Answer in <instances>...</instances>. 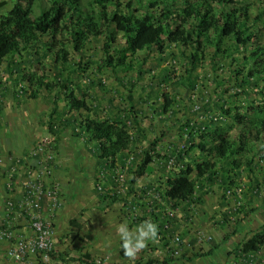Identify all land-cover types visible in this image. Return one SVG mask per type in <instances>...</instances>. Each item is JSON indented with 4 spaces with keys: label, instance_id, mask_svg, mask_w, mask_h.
<instances>
[{
    "label": "crops",
    "instance_id": "1",
    "mask_svg": "<svg viewBox=\"0 0 264 264\" xmlns=\"http://www.w3.org/2000/svg\"><path fill=\"white\" fill-rule=\"evenodd\" d=\"M104 37H93L88 42L87 52L91 54L89 60L94 59V49L90 46L100 44L103 48ZM187 50L170 44L160 51L153 45L134 54L131 70H125L123 66H103L92 75H85L84 90L88 92L90 111L70 110L64 93L59 89L61 98L56 105V89H41L39 97L28 99L16 92L15 84L8 86L5 94V83L0 81V225L4 223L5 227L10 226L17 236L31 234V214L21 208L20 199L25 195L28 184L40 174L48 187L58 181L65 198L55 213L48 211L54 229L55 249L52 258L56 259L50 264H89L61 260L59 255L67 257L65 250L70 248H73L71 257L89 252L98 264L250 263L252 256L250 253L248 256L242 255L241 249L238 250V256L244 261L235 260L233 248L236 249L237 244L242 247L255 233L261 232L264 225L253 226L255 221L249 219L247 223H242L236 218V222L233 217L234 220L226 215L228 201L231 205L234 198L224 197V178H239L235 175L236 169L230 165L228 167L227 160L219 161L214 169V181L202 178L195 192V201L176 202L167 196L168 179L179 175L182 168V162H179V170L168 172L167 159L187 145L191 138L189 124L204 120L202 102L210 98L209 90L200 87V84L194 85L195 79L200 78L202 73L192 75L190 71L184 72L189 64ZM173 58L177 59V64L170 63ZM7 75L1 72L0 78L9 79ZM191 78L193 87L187 82ZM12 81L10 79L9 84ZM197 102L201 104L200 110H194ZM95 114L100 119H121L128 124L131 143L117 153L113 161L98 159L94 143L88 141L87 135L79 130V122L87 115ZM73 118L76 125L74 130V122L72 126H64L66 119ZM45 137L51 138L56 154L54 171L48 174L40 171L39 157L32 154L34 145ZM200 141L194 140L195 143ZM146 153L153 158L151 169L132 182L138 164ZM205 158V154L195 147L185 161L194 165ZM111 163L128 180L122 192L119 185L108 176L110 170L107 167ZM103 176L107 179L104 178V189L100 190L98 183ZM113 187L119 190L118 199L110 201L101 198ZM198 197H201L200 200H197ZM9 198L14 201L11 209L4 206L5 200ZM48 201L46 197L43 198L46 215ZM173 203L177 204L179 210L176 217L171 219L170 228L165 229L168 211ZM147 219L158 224V238L150 241L135 260H130L123 255L116 229L125 221L130 228H134ZM259 220L264 224V220ZM232 223L236 225L230 227ZM71 229L77 236L75 240L67 236ZM175 233L182 236L180 257L172 254L170 246L169 237ZM207 235H211L212 239L207 240ZM243 235L245 240L237 243ZM71 241L75 247L70 244ZM81 243L83 245H79ZM7 246V242L0 243V264H39L34 255L21 263L9 261L5 254ZM258 256L264 261L263 250Z\"/></svg>",
    "mask_w": 264,
    "mask_h": 264
},
{
    "label": "trees",
    "instance_id": "2",
    "mask_svg": "<svg viewBox=\"0 0 264 264\" xmlns=\"http://www.w3.org/2000/svg\"><path fill=\"white\" fill-rule=\"evenodd\" d=\"M35 2L36 0H17L6 13L0 16V63L7 57H11L8 60L10 73L14 71L16 74L13 84L17 87L16 92L21 93L25 98L39 97L41 89L44 91L45 89L48 91L56 89L54 95L56 105L61 98L58 92L61 90L68 101L70 110L90 111L88 92L79 85L73 87L69 75H65L67 69L65 64L69 62L73 51L83 54L90 39L100 35H105L106 38L103 45L105 53L103 64L98 65L100 69L103 66L113 68L123 66L125 70H131L134 66L132 57L139 50L155 45L160 51H164L170 44L186 48V50L192 49L188 60L194 65L201 56L205 43H211L217 51L223 52L222 45L225 40L233 39L237 50L245 49L247 51L243 55L244 65L247 66L251 62L244 79H237L239 87L246 90L247 85H257L259 79H264V43L261 44L258 35H245L248 22L258 20L261 16L256 17L247 5L237 0H230L233 4L232 7L219 12L214 10L211 0H186L183 8H170L163 4L158 12L152 10L155 8L152 2L151 10L142 13L138 7H133L131 1L124 5L120 0H92L90 5L99 9V18L93 17L91 12L86 11L81 0H49V5L44 7L39 14H35ZM217 2L229 1L217 0ZM5 3L4 0H0V8ZM111 6H114L112 11H110ZM189 22L191 25L187 28L186 24ZM120 34L124 38V43L115 49L112 44L116 42V37ZM212 34L215 35L214 41L211 39ZM249 44L253 48L248 50ZM69 45H72L73 48L70 49ZM228 46L229 44L226 45L227 49ZM30 49H32V55L24 58L23 52ZM227 49L225 50L227 51ZM18 56H23V58L18 60ZM49 56H52L53 65L47 71V67H44L43 64L41 65L43 71L41 74L29 69L35 63H42ZM24 64L26 67H22ZM172 64H176V61ZM186 68L184 72H187ZM50 77L51 79H49ZM196 84L195 82L194 85ZM190 86L193 87V80ZM227 93V89L223 93L220 91L219 98L213 103L208 97L204 99L203 107H201L205 112L204 120L189 124L188 132L191 137L189 142L171 155L177 157L178 164L182 162V168L179 175L172 176L167 181V196L170 200L176 202L195 201L194 196L199 182L202 181V178L214 181L212 176L215 172L214 169L222 159L227 160L228 167L230 165L231 168H235V175L240 177L242 172L239 169L242 163L234 156L241 155L251 141L257 143L263 138L264 116H257V119L253 120L250 112L264 113V100L257 103L250 102L243 112L229 104L225 97ZM216 117L217 119H215ZM228 118L236 125H253L247 132L241 133L239 145L234 149L233 140L229 134L230 128L223 125ZM79 123L80 132L85 133L88 141L94 143L98 159L113 161L117 153L126 149L131 143L132 136L128 124L121 119H100L95 114L87 115ZM72 124L74 130L76 128L74 118L73 120L66 119L64 122V126H72ZM50 129L53 130L52 125H50ZM196 139L201 141L195 143ZM195 147L202 151L206 158L192 165L185 159ZM152 160V156L146 153L138 164L132 182L151 169ZM251 164L252 161L249 165L251 166ZM115 168L117 167L112 163L107 167L110 170L108 176L113 181L112 173ZM254 170L251 167L249 175ZM194 172L195 175L192 176ZM231 178L226 176L223 181L224 197L226 199L234 198L231 205L228 201L229 207L226 210V215L228 214L231 219L234 218L235 220H233L236 221L244 208L243 187L241 198H238L236 193L233 197H227L226 190L235 186L234 179ZM257 180L258 178L254 179L253 185L251 184L253 192L259 190ZM114 183L116 182L114 181ZM250 186L247 185L248 189ZM101 198L114 201L119 198V193L115 191L110 194L108 191ZM200 198L198 197L197 200ZM238 201L241 202L239 205H237ZM242 246L241 254L243 251L253 252L252 258L255 259L264 247V231L255 233ZM59 256L64 262L80 261L98 264L89 252L79 257Z\"/></svg>",
    "mask_w": 264,
    "mask_h": 264
},
{
    "label": "rangeland",
    "instance_id": "3",
    "mask_svg": "<svg viewBox=\"0 0 264 264\" xmlns=\"http://www.w3.org/2000/svg\"><path fill=\"white\" fill-rule=\"evenodd\" d=\"M6 3L0 8V16L4 13H6L16 2L17 0H4ZM92 0H81V4L83 8L86 11H89L92 13V16L95 18H99L100 14L98 12V8H94L92 5H90V2ZM124 3V5L131 1L133 3V7H138L140 9V12H145L148 10H151L152 8V2L155 5V8L152 9L153 11L156 10L157 12L161 10V8L164 5L169 6L170 8L174 7H184L186 0H120ZM194 1V0H190ZM229 2H217V0H211V5L214 8L216 12H219L225 8L232 7V3L230 0ZM242 4H245L248 6V8L251 9L253 14L257 16H261L258 20H252L248 22V27L246 28L245 35H258L259 40L262 43H264V0H237ZM49 5V0H36L35 2V14H39L41 10L44 7H47ZM157 5V7H156ZM114 9V6H111L110 11ZM191 22L186 24V27H190ZM215 35L212 34L211 39L214 41ZM94 39V38H93ZM104 39H106L104 37ZM102 40V39H101ZM124 43V38L122 35H118L116 37V42H114L113 48L117 49L118 47H121V45ZM205 43V42H204ZM229 44L228 49L226 45ZM95 45V46H94ZM205 47L203 48V52L199 59L195 62L193 65L190 60H188L189 64H187L186 71L189 72L192 75H195L196 73L201 74L200 78L195 79L197 85L200 84V87H203L206 90H209L210 94V102H214L217 100V97H219V92L222 91L225 92V90H228V93L225 94V97L228 99L229 104H231L233 107L239 108L241 111H245L246 107L250 104V102H260L264 100V79H259L258 84H249L246 86V90H244L242 87L240 88L237 84V79H244V76L247 73L248 68L251 66V62L245 66L243 61V55L247 51L245 49L237 50L235 47V43L233 39H226L224 44L222 45V51H217L216 48L211 43H205ZM70 49H72V45H69ZM94 51L92 52V55L94 56V59L89 60V47L85 48L84 53H77L72 52L69 62L65 64L67 65L66 74L69 75V78L73 82V87H76V85H79L82 89H86L84 79L85 75L89 76L95 73L98 69V64H100V60L102 57L105 56L104 53V47L100 46V44H93L90 46ZM253 46L251 44L248 45V50L252 49ZM227 49V51L225 50ZM32 49L25 50L23 53L24 57H29L31 54ZM188 55H191L192 49L188 48ZM32 55V54H31ZM52 56H49V58L44 59L42 63H35V65L30 66L29 69L38 73H43L42 71V64L46 68V71L49 67L53 65L52 63ZM187 57V56H186ZM23 56H18V60L22 59ZM188 58V57H187ZM11 57L6 58V62L3 60L0 63V73L3 72L7 73L9 79H2L0 78V81L5 83L3 86L4 90L6 89L5 94H7V87L13 86V81L9 84V80H13V76L15 75L14 71L13 73H10V65L8 63V60H10ZM175 59V58H174ZM92 61V64L91 62ZM96 61L98 63L96 64ZM176 64L178 63L177 59H175ZM94 63V64H93ZM64 65V64H63ZM28 66V65H27ZM184 66V64L182 65ZM26 67V64H25ZM14 68V67H12ZM109 71V70H107ZM112 73V71H109ZM13 74V75H12ZM6 76V77H7ZM51 79V77L49 78ZM0 82V84H2ZM188 85H192V78L191 81L187 80ZM185 86V81L182 82ZM78 87V86H77ZM12 91V90H11ZM44 91V90H43ZM219 91V92H218ZM212 93V94H211ZM2 101V95H0V102ZM4 101V100H3ZM250 116L253 120L257 119V116H264V113H252L250 112ZM226 126H229L230 128V138L233 140L234 147H238L239 145V138L241 133L247 132L249 128L253 127V125H236L233 123V121L228 118L224 121V124ZM263 131V138L258 141L257 143H254L251 141L249 146L246 147V150L241 155H235L234 157L239 159V161L242 163L241 168L239 171H241V176L234 180L235 186L243 187V206L244 208L241 211V214L238 215L237 220L238 222L247 223L248 219L249 221H255L253 226H263L264 224H261L259 219L262 221L264 220V130ZM252 161L251 166L249 163ZM253 167L255 170L249 175V169ZM258 178V185L259 190L254 191L251 188L253 185V180ZM252 184V185H251ZM248 186L250 188L248 189ZM61 190V189H60ZM61 199L64 202L65 198H63L61 193ZM60 224V223H58ZM61 225V224H60ZM236 224H229L230 227H234ZM260 228V227H259ZM264 231V229L262 230ZM67 236H70L72 239L76 238L77 236L74 234V231L71 229V232H68ZM245 236L243 235L239 240H237V243H241L245 240ZM75 240V239H74ZM235 243V244H237ZM73 247H75V244L71 241ZM235 244H233L235 246ZM79 245H83L82 243ZM244 245V244H243ZM236 249L234 250V259L235 260H241L244 261L243 258L238 256L239 249H243V246H239L238 244L235 246ZM73 248H70L69 250H65V254L67 257L70 256V252ZM264 251V247H263ZM82 253L81 255H83ZM54 260L56 262V259L51 258V261ZM62 260V259H61ZM59 261V260H57ZM94 261L96 262V258H94ZM257 264H264V261L257 256ZM49 263V264H50ZM237 263V262H236ZM235 263V264H236ZM40 264V262H39Z\"/></svg>",
    "mask_w": 264,
    "mask_h": 264
},
{
    "label": "built area",
    "instance_id": "4",
    "mask_svg": "<svg viewBox=\"0 0 264 264\" xmlns=\"http://www.w3.org/2000/svg\"><path fill=\"white\" fill-rule=\"evenodd\" d=\"M175 63V60L170 61ZM201 104H195L194 109H200ZM217 119V117L215 118ZM219 119V118H218ZM32 154L39 157L40 171L44 174L52 173L54 171V164H56V154L53 148L52 140L49 137H45L38 141L33 149ZM166 167L168 172L173 170H179L177 163V157L171 156L167 159ZM114 181L119 185L122 191L127 187V178L124 173L118 169H114L112 173ZM103 179L98 183L100 190L104 189L105 180ZM107 179V178H106ZM25 195L20 199V206L24 211H28L31 214L30 228L31 234L27 236H17L10 226H4V223L0 225V243L7 242L8 246L5 249L6 258L15 263H21L28 259L30 255H34L38 258L40 264H49L52 258V252L55 249L54 246V229L53 224L48 217V211L55 213L62 204L60 183L54 182L51 186L45 184L44 179L37 175L28 186L25 188ZM115 187L110 188L109 193L113 194ZM236 193L238 198L242 197V187H232L226 190L227 197H233ZM160 195V193L158 194ZM157 195V196H158ZM162 195V194H161ZM160 195V196H161ZM46 197L48 201L47 215L43 210V198ZM172 201V200H171ZM6 208L11 209L14 206V201L9 198L4 202ZM241 202L238 201L237 205ZM178 207L175 203L171 205V210L168 211V218L164 227L165 229L170 228L171 219L176 217ZM207 240L212 239L211 235L206 236ZM170 246L172 247V254L176 257L182 255L181 252V241L182 236L180 233H175L169 237ZM250 256H254L253 252H249ZM247 252H243L242 255L248 256ZM250 264H257L256 258L253 259Z\"/></svg>",
    "mask_w": 264,
    "mask_h": 264
},
{
    "label": "clouds",
    "instance_id": "5",
    "mask_svg": "<svg viewBox=\"0 0 264 264\" xmlns=\"http://www.w3.org/2000/svg\"><path fill=\"white\" fill-rule=\"evenodd\" d=\"M116 231L121 241L123 255L130 260H135L150 241L158 238L159 226L151 219H147L136 227L130 228L125 221L118 225Z\"/></svg>",
    "mask_w": 264,
    "mask_h": 264
}]
</instances>
